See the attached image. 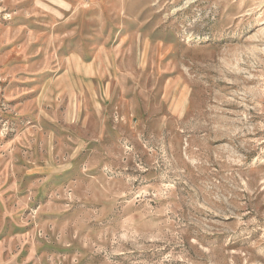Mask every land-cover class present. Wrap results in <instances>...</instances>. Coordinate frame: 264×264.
Instances as JSON below:
<instances>
[{
  "label": "rangeland",
  "instance_id": "374dc122",
  "mask_svg": "<svg viewBox=\"0 0 264 264\" xmlns=\"http://www.w3.org/2000/svg\"><path fill=\"white\" fill-rule=\"evenodd\" d=\"M0 264H264V0H0Z\"/></svg>",
  "mask_w": 264,
  "mask_h": 264
}]
</instances>
